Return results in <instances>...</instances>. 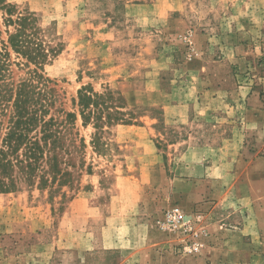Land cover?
<instances>
[{"label": "rangeland", "instance_id": "obj_1", "mask_svg": "<svg viewBox=\"0 0 264 264\" xmlns=\"http://www.w3.org/2000/svg\"><path fill=\"white\" fill-rule=\"evenodd\" d=\"M6 1L61 44L42 68L50 113L76 112L72 138L85 145L72 150L70 175L40 184L39 169L0 193V264H211L210 224L238 226L247 214L232 204L236 174L264 196V114L247 116L264 100V0ZM9 68L15 84L34 66ZM82 86L123 97L124 121L96 146L78 115ZM255 159L262 178L238 168ZM214 203L216 223L206 216ZM173 208L191 231L162 225Z\"/></svg>", "mask_w": 264, "mask_h": 264}, {"label": "trees", "instance_id": "obj_2", "mask_svg": "<svg viewBox=\"0 0 264 264\" xmlns=\"http://www.w3.org/2000/svg\"><path fill=\"white\" fill-rule=\"evenodd\" d=\"M60 50L61 44H50L33 12L17 11L13 4L0 0V193L17 190L21 182L30 184L39 169L40 184L48 176L54 180L70 175L67 164H74L72 150L85 145L77 132L76 140L72 138L76 112L56 108L58 115L50 113L56 97L52 80L42 68ZM11 52L24 61L11 62ZM11 63L34 68L28 70V78L13 84L9 80ZM121 102L123 97L111 90L95 92L87 86L78 90V115L83 126L94 127V146L105 126L124 121L119 117L123 115Z\"/></svg>", "mask_w": 264, "mask_h": 264}, {"label": "crops", "instance_id": "obj_3", "mask_svg": "<svg viewBox=\"0 0 264 264\" xmlns=\"http://www.w3.org/2000/svg\"><path fill=\"white\" fill-rule=\"evenodd\" d=\"M263 103H260L262 109L259 108L257 110L254 108V110H247V116L250 119L254 117L255 121L262 119V115L264 114ZM259 127L262 128L263 124L260 123ZM240 163H242L241 165L238 164L240 171L244 168L246 172H255L253 176L258 175L259 178L263 177L262 174L256 173L259 171L256 168L262 164L261 160L255 159L244 162L245 164L243 162ZM236 177L237 180H234L235 184H233V187L237 194L232 204L236 205V211H244L247 214L243 213L242 220L240 219L242 222H239L238 226L227 225L226 228L219 230L217 225L210 224L213 231H216H214L215 237L213 238V246L209 251L208 258L211 264H223L225 262L234 264L258 262L264 264V196H262V193L255 192V195H252L251 192H244L243 190L246 185L242 183L246 182V180H242L238 173ZM215 205L216 203L207 211L206 216L209 220L216 223L217 215L214 211ZM233 213H235V210L229 211L225 217ZM247 249L251 250V252H248Z\"/></svg>", "mask_w": 264, "mask_h": 264}, {"label": "built area", "instance_id": "obj_4", "mask_svg": "<svg viewBox=\"0 0 264 264\" xmlns=\"http://www.w3.org/2000/svg\"><path fill=\"white\" fill-rule=\"evenodd\" d=\"M162 225L171 230L178 231H191L193 229V226L186 220V216L180 212L179 208L168 210L165 214L164 220L162 221ZM196 249V244H193L192 249L189 250Z\"/></svg>", "mask_w": 264, "mask_h": 264}]
</instances>
